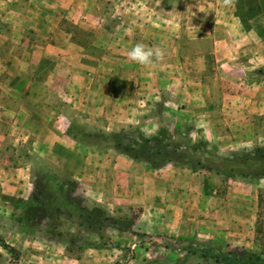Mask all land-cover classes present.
Wrapping results in <instances>:
<instances>
[{
  "label": "rangeland",
  "instance_id": "1",
  "mask_svg": "<svg viewBox=\"0 0 264 264\" xmlns=\"http://www.w3.org/2000/svg\"><path fill=\"white\" fill-rule=\"evenodd\" d=\"M30 1L15 2L23 6ZM76 1L64 0L65 6ZM84 17L98 26L94 32L116 33L113 40L116 48L103 49L100 40L87 37L88 26L65 23V28L77 36L75 42L85 43L80 45L76 62L89 65V71L102 64H135L127 59L130 49L120 47L129 42V48L143 43L163 50L168 44L172 48L169 60L183 61L189 66L175 70L174 76L179 71L187 79V85L193 78L203 81L201 97L205 100L218 95L246 96L248 83L264 79L257 72L258 67L264 69V0H235L232 7L222 6L220 0H89ZM121 32L128 35L118 39ZM98 43L100 49L89 47ZM65 108L67 116L61 119L62 149L57 154L52 148L39 149L33 140L29 141V136H1L0 264H264V189L257 193V201L251 197L236 199L221 192L224 186L212 180L211 186L216 190L191 193L184 208L163 200L165 205L155 211L148 205L141 207L139 200H109L105 205L88 201L87 195L78 191L67 161L84 160L90 153L111 147L105 135L131 126L105 130L89 124L72 106ZM167 133L169 148L179 154L173 160L182 163L187 157L191 168H198L196 158L179 150L181 143H187ZM121 138L125 143L131 134L125 132ZM121 153L135 159L144 157L151 165L153 160L157 164L165 160L147 158L136 146H129L128 151ZM90 157L97 158L91 154ZM24 164H28V169L23 168ZM14 168L19 169L15 170L16 174L21 173L12 175ZM40 187L48 191V205L30 223H19L16 216L30 202L33 190ZM89 207H98L100 213L112 218V223L107 224L105 218L101 222L87 219L85 213ZM234 208L238 213H233ZM221 210L226 213L221 214ZM253 215L255 219L251 223ZM222 218L234 219L238 226L250 222L252 227L250 232H222L225 229ZM163 238L206 247L212 254H223L228 259L164 248ZM233 256L238 259L233 260Z\"/></svg>",
  "mask_w": 264,
  "mask_h": 264
},
{
  "label": "crops",
  "instance_id": "2",
  "mask_svg": "<svg viewBox=\"0 0 264 264\" xmlns=\"http://www.w3.org/2000/svg\"><path fill=\"white\" fill-rule=\"evenodd\" d=\"M15 1L0 0V139L11 134L29 136L39 149L52 148L57 154L62 149L65 106L105 130L131 126L150 137L164 128L173 139L187 143H181L179 150L196 158L198 168H191L187 157L182 163L171 157L151 165L144 157L135 159L106 147L90 153L96 159L88 154L87 159L67 161L78 191L93 203L139 200L141 207L148 205L155 211L165 205L163 200L184 208L191 193H209L214 180L224 186V194L257 201V193L264 189V79L248 83L246 96L205 100L203 81L193 78L186 84L179 71L189 66L169 60L168 44L163 60L152 65L102 64L89 71V65L76 62L85 43H76L77 36L65 23L88 26L89 39L100 40L103 49L116 48L115 32H94L98 26L84 17L89 0L66 6L64 0H31L23 6ZM118 35L119 39L128 34ZM127 44L120 47L131 49ZM93 45L89 47L100 49V43ZM175 70H179L176 76ZM23 168L28 169V164ZM16 169L12 175L21 173L16 174ZM235 209L233 213H238ZM221 221L222 232H250L252 227L250 222L238 226L234 219Z\"/></svg>",
  "mask_w": 264,
  "mask_h": 264
},
{
  "label": "trees",
  "instance_id": "3",
  "mask_svg": "<svg viewBox=\"0 0 264 264\" xmlns=\"http://www.w3.org/2000/svg\"><path fill=\"white\" fill-rule=\"evenodd\" d=\"M264 69L258 68L257 72L259 74L264 75ZM130 133L131 139L126 140V142H123V139L121 138V135L123 133ZM168 133L167 130L164 128L159 129L154 135L150 137H144L135 127H129L125 130L113 132L105 135L104 139L108 141V145L120 150L121 152L128 151L129 146H136L137 148L141 149L145 152L147 158L150 159H167L165 157L171 158L174 156L178 157L179 154L174 152V149L169 148L170 143L167 140ZM175 157V158H176ZM153 165L156 164V160H153ZM41 171H46L45 168H40ZM29 203L23 207L20 211V213L16 216V220L21 224H28L35 217L39 215L38 211H41V209L48 205L49 201V194L48 191L40 187L38 189H34L33 192L29 196ZM98 207H89L86 209L85 216L89 220H94L97 222H101L103 218H105V221L108 223H112V218L106 213L99 212ZM101 215L106 217H101ZM179 242V241H178ZM176 240L169 238H163L161 240V243L164 248H176L179 250L184 251L185 253H200L202 256H210V257H217L221 256L222 260H227V256L223 254H212L211 251L206 247L201 246H192V243H178ZM3 247H7L6 244L2 241ZM233 260H237L238 258L233 256Z\"/></svg>",
  "mask_w": 264,
  "mask_h": 264
},
{
  "label": "clouds",
  "instance_id": "4",
  "mask_svg": "<svg viewBox=\"0 0 264 264\" xmlns=\"http://www.w3.org/2000/svg\"><path fill=\"white\" fill-rule=\"evenodd\" d=\"M220 3L224 7H232L235 0H220ZM164 55L165 52L160 47L152 48L143 43H137L127 52V59L132 63L149 66L163 60Z\"/></svg>",
  "mask_w": 264,
  "mask_h": 264
}]
</instances>
